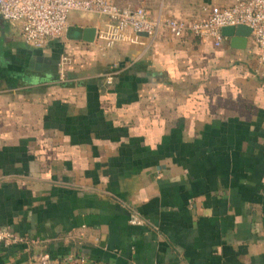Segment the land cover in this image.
Instances as JSON below:
<instances>
[{
    "label": "crops",
    "instance_id": "crops-1",
    "mask_svg": "<svg viewBox=\"0 0 264 264\" xmlns=\"http://www.w3.org/2000/svg\"><path fill=\"white\" fill-rule=\"evenodd\" d=\"M234 1L147 7L198 20ZM105 24L73 12L37 49L0 19V226L28 239L0 244V264H264V62L251 32L236 48L129 28L102 48L74 28Z\"/></svg>",
    "mask_w": 264,
    "mask_h": 264
},
{
    "label": "built area",
    "instance_id": "built-area-1",
    "mask_svg": "<svg viewBox=\"0 0 264 264\" xmlns=\"http://www.w3.org/2000/svg\"><path fill=\"white\" fill-rule=\"evenodd\" d=\"M73 12L94 14L106 19L104 28L97 33L103 43L102 48L111 47L124 38L129 28L136 33L146 32L153 39L165 28L177 38L193 35L211 39L214 46L220 47L226 39L224 27L246 25L251 29L259 59L264 62V0H235L228 7L213 6L206 18L198 20L152 18L147 0L124 7L113 0H0V19L7 24L20 26L23 41L37 49L66 34ZM71 63L72 59L68 56L61 59V79L65 78L67 66ZM108 79L111 82L112 75ZM130 223L140 225L143 219L133 212ZM27 240L12 228L0 226V244H20ZM30 264H49V259L45 254H40L31 259Z\"/></svg>",
    "mask_w": 264,
    "mask_h": 264
},
{
    "label": "water",
    "instance_id": "water-1",
    "mask_svg": "<svg viewBox=\"0 0 264 264\" xmlns=\"http://www.w3.org/2000/svg\"><path fill=\"white\" fill-rule=\"evenodd\" d=\"M79 33L82 34V39L86 42H94L97 36L96 27H74ZM241 30H247L251 32V29L246 25H237V26H226L223 28V33L225 36H231L233 38V45L236 48H244L247 45V36L248 34L243 33ZM140 35L148 36V33L141 32Z\"/></svg>",
    "mask_w": 264,
    "mask_h": 264
},
{
    "label": "trees",
    "instance_id": "trees-1",
    "mask_svg": "<svg viewBox=\"0 0 264 264\" xmlns=\"http://www.w3.org/2000/svg\"><path fill=\"white\" fill-rule=\"evenodd\" d=\"M111 71H115V70H111Z\"/></svg>",
    "mask_w": 264,
    "mask_h": 264
}]
</instances>
